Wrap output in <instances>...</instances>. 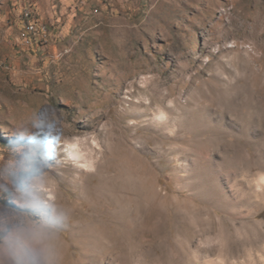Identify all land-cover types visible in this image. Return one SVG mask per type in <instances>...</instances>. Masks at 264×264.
Wrapping results in <instances>:
<instances>
[{"label":"rangeland","instance_id":"1","mask_svg":"<svg viewBox=\"0 0 264 264\" xmlns=\"http://www.w3.org/2000/svg\"><path fill=\"white\" fill-rule=\"evenodd\" d=\"M33 114L84 138L50 176L107 225L67 224L66 264H264V0H0V164ZM124 172L122 220L97 189Z\"/></svg>","mask_w":264,"mask_h":264},{"label":"clouds","instance_id":"2","mask_svg":"<svg viewBox=\"0 0 264 264\" xmlns=\"http://www.w3.org/2000/svg\"><path fill=\"white\" fill-rule=\"evenodd\" d=\"M155 119L168 120L164 107ZM36 124L34 114L20 122L0 164V192L10 201L0 205V264H66L62 233L71 209L56 194L50 170L68 162L83 169L90 164L83 137L36 135Z\"/></svg>","mask_w":264,"mask_h":264},{"label":"bare ground","instance_id":"3","mask_svg":"<svg viewBox=\"0 0 264 264\" xmlns=\"http://www.w3.org/2000/svg\"><path fill=\"white\" fill-rule=\"evenodd\" d=\"M250 107H251V105H250ZM125 174L127 175V173H125ZM119 178H121V177H119ZM119 178L116 180H112V182L110 181V183H108L106 186H103V187L97 189V191L98 190L102 191V194H100V195H103L106 197V200H105L106 204L109 207H111L112 214H114V216H116L117 219L124 220L128 214V207H127L126 203H127L128 194L130 193V188L128 187L127 180H129L130 177L127 175V179H126V176H124V178L126 179L125 181L123 180L124 178H121V179H119ZM258 184H264V175L259 174ZM99 205H100V203H99ZM89 209L95 210L92 205L84 204L81 207H79L75 212H71V218H70V221L68 222V226H69L68 228H70V230L74 233L78 232V233L84 235V237H91V236L96 237L98 234H101L104 232L107 225L105 223H103L101 221V219L97 218L96 215L93 216L94 214L92 215V217H95V218L90 220V218H92V217H90L91 213L90 214L87 213V211ZM82 214H86L85 215L86 218L88 220H90L88 223L83 224V225L79 224V222L78 223L75 222V219ZM71 221H73V222H71Z\"/></svg>","mask_w":264,"mask_h":264}]
</instances>
